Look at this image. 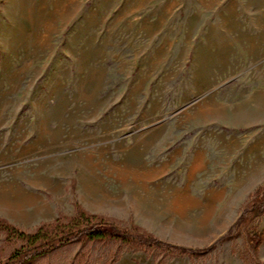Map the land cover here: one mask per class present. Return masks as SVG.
<instances>
[{
  "label": "rangeland",
  "instance_id": "rangeland-1",
  "mask_svg": "<svg viewBox=\"0 0 264 264\" xmlns=\"http://www.w3.org/2000/svg\"><path fill=\"white\" fill-rule=\"evenodd\" d=\"M264 187V0H0V218L76 205L202 250ZM255 230L264 231V217ZM13 246L0 235V261ZM264 264L116 244L35 264Z\"/></svg>",
  "mask_w": 264,
  "mask_h": 264
},
{
  "label": "trees",
  "instance_id": "trees-1",
  "mask_svg": "<svg viewBox=\"0 0 264 264\" xmlns=\"http://www.w3.org/2000/svg\"><path fill=\"white\" fill-rule=\"evenodd\" d=\"M264 217V187H260L243 207L241 215L228 232L213 245L192 250L165 242L143 228L133 225L123 228L111 219L92 214L79 205L73 216L60 215L55 221L41 224L34 231L23 230L0 218V235L4 244L13 246L11 255L0 264H35L38 260L72 246L116 244L135 251H159L190 258L205 257L226 243L245 234L250 251L258 255L264 244V231L255 230V223ZM80 253L76 264H85L86 255Z\"/></svg>",
  "mask_w": 264,
  "mask_h": 264
}]
</instances>
